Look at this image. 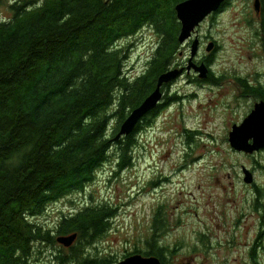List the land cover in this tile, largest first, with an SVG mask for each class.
<instances>
[{
  "label": "trees",
  "instance_id": "16d2710c",
  "mask_svg": "<svg viewBox=\"0 0 264 264\" xmlns=\"http://www.w3.org/2000/svg\"><path fill=\"white\" fill-rule=\"evenodd\" d=\"M181 1L10 0L8 16H0V264H39L42 248L72 233L77 240L55 252L57 264L118 262L91 248L110 229L113 206L87 203L53 227L38 218L51 204L84 192L110 162L119 170L132 165L138 132L162 106L131 134L116 135L179 60ZM145 27L158 41L145 69L131 77L121 41ZM256 33L264 47V12ZM237 80L240 94L264 99L263 86ZM163 229L157 217L146 249L134 253L167 264L172 252L159 236Z\"/></svg>",
  "mask_w": 264,
  "mask_h": 264
},
{
  "label": "rangeland",
  "instance_id": "374dc122",
  "mask_svg": "<svg viewBox=\"0 0 264 264\" xmlns=\"http://www.w3.org/2000/svg\"><path fill=\"white\" fill-rule=\"evenodd\" d=\"M9 2L0 0V16H8ZM254 4L226 0L198 29L206 42L199 56L210 54L209 42L219 45L212 70L221 82L199 84L194 72L176 80L164 90L167 102L157 117L138 132L132 165L103 166L84 192L51 204L38 221L53 227L87 203H105L116 214L91 248L117 261L146 249L158 217L159 236L172 252L167 264H264V153L236 151L228 140L253 104L240 95L237 77L264 84V47L256 33L262 13ZM157 41L149 27L121 41L131 77L145 69ZM189 56L186 44L178 59L187 64ZM62 246L42 248L37 263L57 264L53 255Z\"/></svg>",
  "mask_w": 264,
  "mask_h": 264
},
{
  "label": "water",
  "instance_id": "95a60500",
  "mask_svg": "<svg viewBox=\"0 0 264 264\" xmlns=\"http://www.w3.org/2000/svg\"><path fill=\"white\" fill-rule=\"evenodd\" d=\"M226 0H184L176 5L177 17L181 23V30L178 36L181 46L187 44L191 39L190 57L186 67H173L162 73L157 81V86L144 101L134 108L125 120L121 123L116 139L127 136L135 131L138 123L151 111L156 109L162 102L164 96V84L171 83L185 72L195 70L200 78H205L209 68L206 63H197L195 58L200 52L201 40L199 27L211 14L218 12ZM256 11L260 10L259 0H255ZM215 41H211L206 46V51L212 52L215 49ZM244 129L243 132L240 130ZM231 147L239 152L252 154L264 150V101L255 103L251 112L241 123L233 124L228 134ZM244 180L247 183L253 182V173L248 168H244ZM78 234L59 235L57 241L64 247L72 246L77 240ZM115 264H163L156 255H143L133 253L126 256Z\"/></svg>",
  "mask_w": 264,
  "mask_h": 264
},
{
  "label": "flooded vegetation",
  "instance_id": "af4514ba",
  "mask_svg": "<svg viewBox=\"0 0 264 264\" xmlns=\"http://www.w3.org/2000/svg\"><path fill=\"white\" fill-rule=\"evenodd\" d=\"M259 2H260V10H259V14L260 13H262V16H261V20H260V23L262 22V20H263V12H264V0H259ZM260 23H259V27L258 28H260ZM200 40H201V47H203L204 45H205V40L203 39V36H201L200 35ZM191 43H192V39L187 43L188 45H191ZM215 43H216V45H215V49H214V51H212L210 54H207V55H204L203 57L202 56H199V57H196L195 58V62H197L198 64L199 63H202V62H204V63H206V65H207V67L209 68V71H208V74H207V76L205 77V78H200L199 77V75H198V73L195 71V70H191L189 73L188 72H185L184 74H191L192 72H194V80L197 82V83H199V84H204V83H212V84H219L221 81L218 79L219 78V76H216L215 75V73L213 72V70H212V67H213V60H214V55H215V53H216V51L218 50V48H219V45H218V43L215 41ZM262 44V43H261ZM188 60H189V57H188ZM188 60H187V62H188ZM124 67H128L127 66V63H125V66ZM169 67H186V62L184 61V60H182V61H179V60H177V61H175L172 65H170ZM211 73H212V75H211ZM183 74V75H184ZM183 75H181L179 78H181ZM179 78H177L176 80H178ZM243 78H245V77H243ZM222 79V78H221ZM247 81H248V79L247 78H245ZM176 80H174V81H172L171 83H168V84H164V86H163V91L166 89V88H170V87H172L176 82ZM237 83V82H236ZM248 84L250 85V86H255V87H258V86H263L264 87V84H262L261 82H258V83H254L253 81H248ZM238 85V84H237ZM238 88H239V86H238ZM241 96H246V95H242V93L240 94ZM247 98H250V100H252L253 101V104H252V107H250V109L247 111V114L243 117V119L251 112V110L254 108V105H255V103L256 102H258V101H264V99L263 98H261V97H258V96H256V95H254V94H251V95H249V96H246ZM167 101H166V97H165V93H164V96H163V98H162V102L160 103V105L158 106V107H161V106H163L165 103H166ZM157 107V108H158ZM147 116H148V114H147ZM242 119V120H243ZM242 122V121H241ZM240 122V123H241ZM143 123H144V121H143V119H142V121H140L139 123H138V125H140V124H142L143 125ZM235 124V123H234ZM237 124H239V123H237ZM137 125V126H138ZM263 152V151H262ZM258 192H259V190H258ZM257 202L259 203L260 202V200L259 199H257ZM257 203V204H258ZM261 206H263V204L261 203ZM263 208V207H262Z\"/></svg>",
  "mask_w": 264,
  "mask_h": 264
},
{
  "label": "snow or ice",
  "instance_id": "6c2138e0",
  "mask_svg": "<svg viewBox=\"0 0 264 264\" xmlns=\"http://www.w3.org/2000/svg\"><path fill=\"white\" fill-rule=\"evenodd\" d=\"M240 131H241V132H243V131H244V129H241Z\"/></svg>",
  "mask_w": 264,
  "mask_h": 264
}]
</instances>
